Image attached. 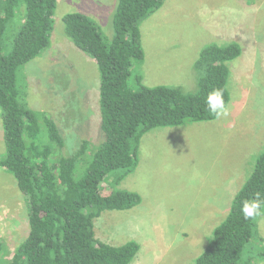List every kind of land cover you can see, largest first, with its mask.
Returning <instances> with one entry per match:
<instances>
[{
  "label": "rangeland",
  "instance_id": "obj_1",
  "mask_svg": "<svg viewBox=\"0 0 264 264\" xmlns=\"http://www.w3.org/2000/svg\"><path fill=\"white\" fill-rule=\"evenodd\" d=\"M117 2L59 0L50 45L19 68L22 99L51 116L73 149L82 139L90 141L89 150L101 142L100 71L95 60L66 36L63 16L73 11L87 14L111 40ZM24 14L25 6H18L7 30L6 54ZM140 28L145 57L134 61V86L142 75L146 86L195 91L194 64L204 46L237 42L242 48L229 63L226 118L187 120L148 131L136 169L119 184L114 175L102 184L105 194L132 190L142 202L128 210L104 211L95 220L98 238L112 245L137 241L141 247L130 264H195L264 151V0H164ZM5 154L0 109V157ZM28 210L14 175L0 167V264H8L28 237ZM263 251L264 213L243 258L264 264Z\"/></svg>",
  "mask_w": 264,
  "mask_h": 264
},
{
  "label": "trees",
  "instance_id": "obj_2",
  "mask_svg": "<svg viewBox=\"0 0 264 264\" xmlns=\"http://www.w3.org/2000/svg\"><path fill=\"white\" fill-rule=\"evenodd\" d=\"M58 1L0 0V109L6 146L0 167L14 175L29 209L30 225L28 237L8 264H130L140 244L130 240L112 245L101 240L95 220L107 210L131 209L142 197L127 189L105 194L102 184L109 175L119 184L136 169L141 140L148 131L180 126L187 120L216 119L206 106L207 95L222 89L228 105L229 63L241 55L242 48L237 42L204 46L194 64L195 91L146 86L142 75H137L134 86L130 83L134 61L145 57L140 23L164 0H118L111 40L89 15L66 13V36L95 60L100 71L101 142L89 150L90 141L82 139L73 149L51 116L25 103L18 83L19 68L50 45ZM20 5L25 6L24 21L6 54L7 30ZM65 147L68 150L61 153ZM256 193L264 199V151L195 264H252L243 253L259 216L246 220L241 207Z\"/></svg>",
  "mask_w": 264,
  "mask_h": 264
},
{
  "label": "clouds",
  "instance_id": "obj_3",
  "mask_svg": "<svg viewBox=\"0 0 264 264\" xmlns=\"http://www.w3.org/2000/svg\"><path fill=\"white\" fill-rule=\"evenodd\" d=\"M206 106L211 115L215 118H226L229 115V108L224 100V92L222 89H212L206 98ZM241 212L244 219H253L264 213V199L259 193L254 198L242 202Z\"/></svg>",
  "mask_w": 264,
  "mask_h": 264
}]
</instances>
